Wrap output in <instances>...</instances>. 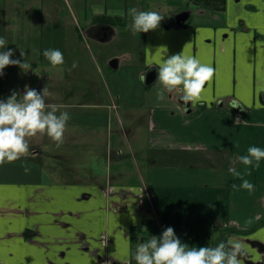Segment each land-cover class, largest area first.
<instances>
[{"label": "crops", "instance_id": "1", "mask_svg": "<svg viewBox=\"0 0 264 264\" xmlns=\"http://www.w3.org/2000/svg\"><path fill=\"white\" fill-rule=\"evenodd\" d=\"M183 1L30 0V20H13L15 26L30 22L22 25L34 42L30 88H46L50 105L47 87L61 79L53 84L51 71L64 67L52 66L43 52L57 49L61 37H76L70 27L76 23L94 42H113L108 62L116 59V70L129 63L131 42L136 44L143 62L137 76L156 70L151 86L158 82L161 61L180 53L211 66L214 75L204 85L203 99L190 102V113L179 102L181 91L165 93L153 104L122 102L136 126L148 123L150 149L144 155L160 161L142 174L135 163L137 185L114 184L129 181L130 169L120 164L121 150L112 148L113 119L105 120L92 102L54 104L58 115L77 110L81 118L68 119L64 143L57 147L47 135L27 137L30 151L20 158L28 166L19 167L18 159L0 164V264H136L137 246L167 227L189 248L238 238L250 245L245 264H264V160L246 168L238 159L251 146L264 149V0H186L182 8ZM133 7L164 16L158 29L134 34L128 27ZM182 13L188 18L178 25ZM98 17L108 22L99 23ZM137 37L139 43L132 40ZM39 70L49 75L38 78ZM224 165L229 169H219ZM231 169L254 190L240 188L242 180Z\"/></svg>", "mask_w": 264, "mask_h": 264}, {"label": "rangeland", "instance_id": "2", "mask_svg": "<svg viewBox=\"0 0 264 264\" xmlns=\"http://www.w3.org/2000/svg\"><path fill=\"white\" fill-rule=\"evenodd\" d=\"M27 3H30V0H0V19H3V21L0 20V37L5 38L7 41L5 49L0 50L6 51L8 49H13L14 59H21L22 62L25 59L30 63V61H34L33 58L35 56L32 52L34 42H30V29L27 28L29 31L26 32V28L22 27L23 23L25 25H30V22H16L17 26L12 24L14 22L13 20L18 16H25V19L30 20V6ZM142 5L147 10V5ZM182 6V8H186V0L182 2ZM192 10L195 12V9ZM97 19L99 23L108 22V19H104L103 17H98ZM194 19L195 16L193 14L190 21ZM79 24L81 23L70 25L73 31H75L74 35L76 37H72L70 32H68L71 37L66 38L65 41L62 37L61 39H57L56 44L60 42L57 49H60L63 55H65L62 49V46H64V50L69 53L68 56L71 55L73 60L69 58L66 59L64 56L65 63L62 65L64 69L56 72L52 69V83L55 84L54 81L58 80L60 77L61 79L59 80L60 85H50L47 87L52 94L50 102L52 105L60 104V100H64L65 104L73 105L75 102H92L93 104H97L96 106L99 111H104L105 120L108 117L110 120L113 119V135L111 136L112 148L121 150L122 157L120 159H122V161H120V164L130 169L128 172L130 175L129 181L114 184L137 185L139 184V178L137 177L138 170L135 163L140 165L139 172L142 174L144 169L146 170L148 167L160 161L147 158L144 155L145 151L150 149L148 123H145V120L140 126H136L135 123H139L136 120L137 118L130 119L125 116L122 102L139 105L141 102L149 101L148 103L153 104L157 101V92L160 90L161 85L158 81L153 86H146L144 84V75L141 79L137 76L138 72L141 70L139 68L143 66V62L141 60V49H139L136 44L131 42L134 53H131L130 61L126 65L133 66L135 69L126 66L119 68V70H116L117 68L113 69L108 62L110 60L109 58L114 56V53H112L114 50V46L112 45L113 42H94L90 39L88 34L84 33V27ZM127 33L130 34L129 32ZM110 40L112 39L110 38ZM117 40L118 39L115 40V43ZM132 40L139 43L140 38L137 37ZM80 50H82V52ZM20 53H25L23 58H21ZM79 57L81 58L77 61L76 58ZM73 63L77 65L75 68L72 66ZM84 65L86 68L80 67ZM90 65L92 69H90ZM143 72V74H146L147 71ZM3 73V77L0 81V83H2V85H0V92H2V94L0 93V100H6L13 90L23 94L25 86L30 88V70L24 71L18 66H8L3 70ZM91 74L92 77L90 76ZM47 75L49 74L42 70L37 71L38 78L46 77ZM36 81L39 83L42 79ZM46 82L47 81H45V83ZM108 106L110 109H114L115 106L118 107L115 111L109 109L110 111L108 114L106 112L108 111ZM132 109H138L136 110L138 112L143 110L139 107ZM77 112V110L68 111L69 120L81 122L80 115H78ZM140 115L141 114H136L137 117ZM191 119H194V117ZM142 120H144L143 117ZM223 126H225V124H223ZM132 130L134 134H132ZM126 131H130V133L126 135ZM223 135L228 136L225 133ZM36 142L38 141L36 140ZM224 144L225 143H223V145ZM147 154L150 156V151L147 152ZM220 155L224 158L222 154ZM18 160L19 167H21V165L28 166L26 165L28 163L27 161H24L22 158ZM114 166L116 167L117 165ZM228 166L229 165L220 166L219 169L227 170L229 169ZM203 169L208 172L212 170V167L204 166ZM220 174L224 175V172H220ZM129 175L127 174V178H129Z\"/></svg>", "mask_w": 264, "mask_h": 264}, {"label": "clouds", "instance_id": "3", "mask_svg": "<svg viewBox=\"0 0 264 264\" xmlns=\"http://www.w3.org/2000/svg\"><path fill=\"white\" fill-rule=\"evenodd\" d=\"M129 29L135 33H148L158 29L164 19L156 11H138L131 8ZM7 41L0 37V49H5ZM37 54H39L37 50ZM25 53H20L23 58ZM14 50H0V76L8 66H18L24 71L31 69L25 59H14ZM43 56L52 66L65 63L64 55L59 49H45ZM73 68L77 65L73 63ZM214 75V68L202 64L199 59L183 53L163 59L158 67V81L161 85L157 92V100L163 101L165 93L181 91L179 97L185 105L196 104L203 99L204 85ZM47 89L37 91L25 86L23 94L13 90L6 100H0V164L11 162L29 153L27 137L37 134L47 135L57 147L64 143L69 113L57 115V107L46 103ZM238 105L233 104V108ZM50 109V110H49ZM239 162L248 167L258 168L264 160V149L251 146L247 154L238 157ZM234 175L242 180L240 188L254 190V185L244 179L241 173L231 169ZM245 175H250L246 172ZM235 188L236 186L233 185ZM123 232V230H122ZM248 245L238 238H230L227 243L220 242L215 247H191L182 243L172 227H167L162 234L151 236L146 243L135 249L132 258L136 264H245Z\"/></svg>", "mask_w": 264, "mask_h": 264}, {"label": "water", "instance_id": "4", "mask_svg": "<svg viewBox=\"0 0 264 264\" xmlns=\"http://www.w3.org/2000/svg\"><path fill=\"white\" fill-rule=\"evenodd\" d=\"M188 18V15L187 13H182L180 15H178L175 19L176 23L178 25L180 24H183ZM109 65L113 68V69H116L117 68V60L114 59L112 61H110ZM156 80V70L154 68H150L146 74L144 75V84L146 86H151ZM180 104L185 108V112L186 113H190L191 112V109H190V102L185 105L183 103V101H180ZM219 106L221 107L222 106V103H219Z\"/></svg>", "mask_w": 264, "mask_h": 264}, {"label": "flooded vegetation", "instance_id": "5", "mask_svg": "<svg viewBox=\"0 0 264 264\" xmlns=\"http://www.w3.org/2000/svg\"><path fill=\"white\" fill-rule=\"evenodd\" d=\"M104 30V28H102Z\"/></svg>", "mask_w": 264, "mask_h": 264}]
</instances>
